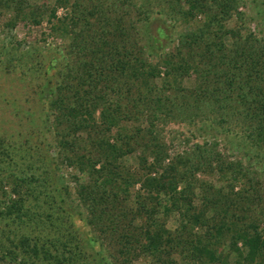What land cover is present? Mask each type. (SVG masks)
Returning a JSON list of instances; mask_svg holds the SVG:
<instances>
[{"label": "trees", "instance_id": "obj_1", "mask_svg": "<svg viewBox=\"0 0 264 264\" xmlns=\"http://www.w3.org/2000/svg\"><path fill=\"white\" fill-rule=\"evenodd\" d=\"M54 1L49 8L0 0V10L12 13L10 26L46 22L50 35L66 39L52 62L57 72L44 127L61 160L83 174L77 197L101 239L85 245L80 234L70 235L59 253L60 240L41 242L23 233L15 243L17 228L0 226V264H74L76 250L82 256L88 248L97 264L141 258L146 264H264V210L254 202L264 201V37L250 30L244 0ZM60 8L67 11L63 17ZM154 13L190 27L172 49L171 29H154ZM180 123L199 124L208 141L173 158L164 135ZM221 140L239 159L219 150ZM7 144L0 143L1 163L34 158ZM27 167L33 171L27 178H4L11 191L8 204L0 200L2 221L28 217L23 187L34 193L29 186L40 179V167ZM43 172L42 194L63 211L58 189ZM201 173L227 181L229 190L200 186ZM175 215L179 223L172 230L168 222ZM45 216L63 229L60 216ZM99 243L102 250L95 251Z\"/></svg>", "mask_w": 264, "mask_h": 264}, {"label": "rangeland", "instance_id": "obj_2", "mask_svg": "<svg viewBox=\"0 0 264 264\" xmlns=\"http://www.w3.org/2000/svg\"><path fill=\"white\" fill-rule=\"evenodd\" d=\"M30 2L35 7L48 6L49 8H53L55 3L54 0H30ZM242 10L249 16V20H253L249 24L250 30L256 32L258 37H264V0H244ZM66 12L65 9L60 8L57 11V16L63 17ZM11 16V12L5 9L0 10V143L13 144L17 146L19 153L20 149L22 150L20 154H24V156L32 154L34 158L30 161L20 160L18 163L9 160L4 163L0 161V200L7 204L10 201L11 186L8 185L10 181L7 182L4 178L7 175H14L19 179L27 178L33 172L28 169L27 165L32 163L40 167L37 169L40 179L44 175L43 171L49 172L48 180L58 189L57 193H54L57 204L62 205L64 210L61 211L55 206L52 197L48 198L42 194L43 187L41 180L38 179V182L35 181V184L29 186L33 190V194H28L27 186L23 187V194L27 195L25 212L28 217L15 220L13 223L0 220V226L5 227L7 231L17 228L16 234L12 235V237H16L14 238L15 243L21 240L23 233L31 239H41V242L50 243L52 240L56 243L60 240L57 243V248L60 249L59 253H63L66 250L61 245V241L70 240V235L78 237L77 234H80L85 245L89 244L90 240L101 237L100 232L88 225V214L80 206L81 203L77 197V184L84 179L83 174L73 170L61 160L53 133L48 132L44 127V119L51 99V89L54 90V77L57 72V64L53 65L52 62L60 57L59 48L64 46L66 39L50 35V27L46 22L42 23L41 26L26 22H19L14 27L10 26L8 21ZM153 17L152 27L154 29H171L172 39L167 43L171 49L178 45L177 41L180 34L190 29L178 19L168 18L158 13H154ZM201 20L197 18V21ZM5 50H9L10 53L5 55ZM27 52H31V58L26 57L25 53ZM12 57L14 60L10 63L9 60ZM195 78L193 76L191 80H187L186 85L191 86L192 82H195ZM198 125L180 123L170 124L166 128L164 138L171 157L174 158L178 154L189 152L195 144L208 141L207 135L202 129H199ZM211 141H213V137ZM221 142L222 145H220L219 150L226 154L229 160L239 159L238 153L227 151L226 140H221ZM41 158L45 163L39 162ZM38 176L35 174V177ZM221 180L222 178L219 179L217 175L210 177L201 173L197 175L195 182H198L200 186L201 182L213 183L216 187L229 190L228 182ZM3 184L5 186L4 192L7 194L1 190ZM139 188L140 186H137L136 191ZM240 189L239 186L235 191ZM197 192L199 196V189ZM254 202L259 210H264V201L255 200ZM76 207L79 209H75ZM45 212L55 214V217L60 216L57 223L61 228L63 227L61 231L53 225L56 223L55 219L45 216ZM41 214H43L44 221L39 218ZM178 223V216H171L168 227L173 230ZM69 224H74L71 231L65 229ZM74 244L76 241H73L71 247L74 248ZM104 248L103 252L106 256L108 251L106 246ZM81 250L82 256H79V251L76 250L74 264H97L95 254H92L91 249ZM94 250H102L100 243L99 245L96 244ZM62 255L59 254V256ZM36 262L37 264H56L55 260L44 262L36 260ZM146 263L144 258L134 261V264ZM109 264H114V261H109Z\"/></svg>", "mask_w": 264, "mask_h": 264}]
</instances>
